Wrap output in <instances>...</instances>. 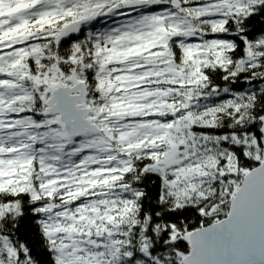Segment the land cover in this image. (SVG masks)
<instances>
[{"label":"rangeland","instance_id":"1","mask_svg":"<svg viewBox=\"0 0 264 264\" xmlns=\"http://www.w3.org/2000/svg\"><path fill=\"white\" fill-rule=\"evenodd\" d=\"M248 1L219 0L201 12L223 15L228 7L240 8ZM87 2L0 0V188L27 190L32 198L43 201L38 207L44 212L43 225L59 264H111L127 256L122 229L132 209L128 200L131 190L118 183L127 162L119 153L128 155L139 152L138 148L156 151L155 167L171 175L167 187L183 201L202 194L216 167L214 150L208 146L201 149L192 138L189 124L195 116L191 110H184L189 105L184 106L178 96L179 89L184 91L180 93L184 98L191 94L189 77L194 76L195 83L201 81L197 69L202 62H208L210 47H183V59L191 63H184L182 68L171 62L167 48L173 36L168 31L170 25L175 28L173 34L192 36L184 14L168 22L159 14L133 22L114 20L108 24L111 35L97 33L101 38L96 40L97 54L101 66L108 71L99 84L101 93L89 96L87 87L85 105L101 132L68 137L58 115L44 110L39 122L20 115L22 103L31 100L22 80L30 78L25 60L40 54L39 44L34 41L41 34L37 29L72 14L70 21L56 29V33L64 35V27L73 21L84 24L97 10L103 16L102 3L95 10ZM123 27H128L126 33L120 31ZM224 48L216 45L212 51L216 61H226ZM122 69L119 77L110 76L112 71ZM31 80L41 100H46L57 86L80 82L74 71L65 74L56 63ZM98 100L109 103V112L96 103ZM163 113H169L171 120L163 122L158 117ZM126 114L133 115V120H125ZM145 115L152 119H137L148 117ZM126 124H131L130 129L124 126L125 131L114 138L112 132ZM115 140L120 147L114 149ZM162 144L166 146L155 150V145Z\"/></svg>","mask_w":264,"mask_h":264},{"label":"trees","instance_id":"2","mask_svg":"<svg viewBox=\"0 0 264 264\" xmlns=\"http://www.w3.org/2000/svg\"><path fill=\"white\" fill-rule=\"evenodd\" d=\"M218 1L96 0L93 3L88 0V7L94 9L102 3L105 13L99 16L101 10L94 11L91 20L83 21L76 37L56 33L57 28L72 19V14L43 23L36 31L41 33L34 40L39 44L40 54L25 60L30 78L22 80L31 100L22 103L19 109L22 117L36 122L42 120L47 108L31 79L54 63L65 74L74 71L79 80L88 85L89 96L100 92L99 84L106 79L108 68L101 66L97 54L96 40L101 39L97 33L111 35V26H108L111 21L133 22L159 14L167 17L168 22L184 14L192 36L185 38L173 34L175 28L170 25L168 31L173 36L167 42L170 60L180 68L184 63H191L186 57L183 59V47L186 49L195 44L205 49L210 47L208 62H202L197 69L201 81L195 83V77H189L191 94L182 97V89L178 94L184 106L189 105L184 110H191L195 116L189 124L192 138L201 149L208 146L214 150L216 167L209 174L210 181L206 182L201 195L183 201L167 187L171 175H164L155 167L156 151L138 148L139 152L128 155L119 153V157L127 162L118 183L131 190L128 200L132 209L127 213L122 229L127 256L122 255L111 264H182L188 250L189 234L227 216L233 194L244 175L263 159L264 0H242L248 4L240 8L228 7L223 15L201 12ZM127 29L123 27L120 31L126 33ZM51 31L55 33L50 36ZM216 45L225 46L222 51L225 62L213 58ZM119 63L124 68L123 62ZM123 71H112L110 76L119 77ZM96 103L104 106L106 113L111 109L107 102L98 100ZM143 116H137V119H152ZM133 117L126 114L124 119L131 121ZM158 117L163 122L171 120L169 113ZM130 125H122L116 133L112 132L114 138L115 134L125 131L124 126L130 129ZM155 146L157 150L166 145ZM118 147L120 143L113 141L112 148ZM29 193L0 188V264H59L54 244L43 225L44 212L38 207L43 201L35 200Z\"/></svg>","mask_w":264,"mask_h":264},{"label":"water","instance_id":"3","mask_svg":"<svg viewBox=\"0 0 264 264\" xmlns=\"http://www.w3.org/2000/svg\"><path fill=\"white\" fill-rule=\"evenodd\" d=\"M81 25L80 20L68 24L65 36L76 37ZM87 86L83 81L57 86L45 100L47 111L58 115L68 137L101 132L85 105ZM261 135L264 152V115ZM233 195L225 218L189 234L182 264H264V155Z\"/></svg>","mask_w":264,"mask_h":264}]
</instances>
